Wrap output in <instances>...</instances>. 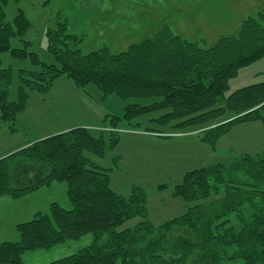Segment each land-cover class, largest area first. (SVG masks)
<instances>
[{"label":"trees","instance_id":"trees-1","mask_svg":"<svg viewBox=\"0 0 264 264\" xmlns=\"http://www.w3.org/2000/svg\"><path fill=\"white\" fill-rule=\"evenodd\" d=\"M7 3L0 0V55L32 66L19 71L17 98L11 100L14 69L0 59V129L16 133L30 93L48 95L60 78L100 103L112 96L137 102L121 117L107 114L98 129L75 127L0 158V197H20L57 181L68 184L71 204L66 209L53 203L49 213L19 224L18 242H0V264H23L26 252L87 234L94 236L89 246L50 264H264V151L187 172L173 190L185 203L184 214L160 225L150 218L143 189L120 195L111 187L113 169L94 160L118 148L122 124L155 123L160 129L150 133L165 139L177 135L171 128L194 130L213 151L237 126H264V82L230 92L241 70L264 59V13L247 18L238 35L222 36L213 46L183 39L165 26L124 52L105 46L87 54L81 50L84 36L70 32L68 19L58 14L46 31L54 59L48 64L23 39L31 27L27 17L20 13L7 21ZM15 39L25 46L13 48ZM91 86L100 91L97 98ZM121 159L113 157L115 168ZM134 220L139 221L124 227Z\"/></svg>","mask_w":264,"mask_h":264},{"label":"rangeland","instance_id":"rangeland-1","mask_svg":"<svg viewBox=\"0 0 264 264\" xmlns=\"http://www.w3.org/2000/svg\"><path fill=\"white\" fill-rule=\"evenodd\" d=\"M5 12L9 22H13L20 13L27 17L31 27L23 39L31 43L30 51L36 53L41 61L51 64L54 59L47 49L46 31L54 25L58 14L68 19L70 32L84 36L81 46L83 53H91L105 46L112 53H121L135 43L155 37L165 26L183 39L213 46L222 36L238 35L247 18L264 13V0H8ZM24 44L19 39L12 42L13 48H23ZM0 59L4 66H13L10 99L14 100L20 85L19 71L32 65L29 61L13 59L9 53L0 55ZM62 82L56 83L48 95L30 93L29 104L34 109L21 115L23 119L18 118L17 132L4 127L5 132L15 134L13 144L35 142L51 136L56 119L53 116L56 114L69 123L80 120L86 112H94L92 110L121 117L129 104L137 102L112 96L100 103L71 81L66 83L68 81L65 80L64 85ZM90 88L88 90L97 98L100 91L93 86ZM60 95L68 97V100L74 98L75 101L67 104L57 103L55 99L47 100L48 97ZM84 97L88 98L86 103L82 102ZM90 102L97 107L92 108L88 104ZM102 125L103 120L98 126ZM120 127L124 130L118 148L115 151L108 148L105 159L94 157V160L105 169H113L110 176L115 192L128 196L134 187H140L147 193L150 218L155 225L184 214L185 203L173 196V190L187 172L229 163L226 135L220 139L217 151H213L210 145L200 142L199 133L194 130L171 128L169 131L177 135L165 139L151 134L154 132L152 130L160 127L146 120H142L137 127L128 124ZM240 129L243 134L249 127ZM115 156L122 157L118 168L113 163ZM160 186L166 189L159 191ZM67 191L66 182L54 181L20 197L2 195L0 242H18L20 234L17 226L31 221L39 212L49 213L53 203L71 209ZM138 221H131L124 227L133 226ZM93 239L92 234H87L49 250L26 252L22 256L23 264L53 263L78 253L89 246Z\"/></svg>","mask_w":264,"mask_h":264},{"label":"crops","instance_id":"crops-1","mask_svg":"<svg viewBox=\"0 0 264 264\" xmlns=\"http://www.w3.org/2000/svg\"><path fill=\"white\" fill-rule=\"evenodd\" d=\"M65 80L68 81L66 83H70V80L66 78H60L56 83H58L59 81H63L62 83L64 85ZM262 82H264V59L253 64L250 67L241 70L239 76L230 82V89H231L230 92ZM48 99L49 100L55 99V102L57 103H67V104L75 101L74 98H69L68 100V97L64 95H60L54 98L48 97L47 100ZM86 99L88 98L86 97L82 98V102L86 103ZM29 103H31L30 100ZM29 103L26 111L21 115H24L29 111H31V109L32 110L34 109L33 107L31 108V105ZM88 104L91 105L92 108L97 107L94 106L93 102H90ZM92 111L94 112H86L87 114H85L82 118H80V120L74 123L66 122L64 117H61L59 114H56L55 116H53L56 119L52 125L53 130L51 134L54 135L58 133H63L75 127H87L90 129L100 128L98 125L105 118L106 115L102 111L100 112L98 110L97 111L92 110ZM21 115L19 117H22L23 119V116ZM245 126L249 127V129L247 130V132L242 134V130L240 128ZM14 135L15 134L10 135L8 132H5V128L0 129V158L5 157L19 149L27 147L33 142V141H26V142L21 141L19 143L13 144L15 141L14 139H12L15 138ZM41 139H43V137ZM263 151H264V126L260 123H251V124H244L237 126L228 135H226V154H228L227 155V157L229 158L228 162H231V160H233L235 157L239 155H244V154L257 155Z\"/></svg>","mask_w":264,"mask_h":264}]
</instances>
